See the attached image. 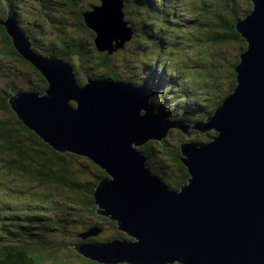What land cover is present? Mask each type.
Here are the masks:
<instances>
[{
    "label": "water",
    "instance_id": "obj_1",
    "mask_svg": "<svg viewBox=\"0 0 264 264\" xmlns=\"http://www.w3.org/2000/svg\"><path fill=\"white\" fill-rule=\"evenodd\" d=\"M100 1L84 20L97 50L112 53L134 32L122 0ZM251 2L236 27L247 43L235 67L236 86L214 115L193 125L153 110L143 85L91 77L79 85L71 62L34 51L12 10L0 22L48 83L44 95L12 87L13 111L56 151L86 157L106 172L94 191L97 213L132 238L76 246L85 258L102 264H264V0ZM172 128L187 139L191 131L217 134L209 142L181 143L189 180L180 190L149 170L140 149L164 140Z\"/></svg>",
    "mask_w": 264,
    "mask_h": 264
},
{
    "label": "trees",
    "instance_id": "obj_2",
    "mask_svg": "<svg viewBox=\"0 0 264 264\" xmlns=\"http://www.w3.org/2000/svg\"><path fill=\"white\" fill-rule=\"evenodd\" d=\"M40 1L44 2V7L47 10L51 9V2H54V0ZM232 1L233 0H214L212 4H202L201 12L197 13L198 16H194L196 19L195 22H199L201 27L205 25L208 28L206 38L209 41L225 45L239 43L243 48L240 53L241 55L246 49L247 43L237 32L236 27L237 23L244 19L252 10L253 5L251 0H249L248 10L245 11L244 14H241L238 13V10L232 5ZM57 2L61 8L66 6L74 8L78 0H59ZM98 2V4H91L89 6L90 8L87 10H81L79 14V23H82L84 28L90 31L88 37L84 39L79 38L80 40L70 38L69 41H71L73 45L61 41L62 44L58 46L54 42H40L36 44L38 39L32 34V36H30L31 41L34 43L33 49L38 54L46 57L52 56L56 59L73 62L72 65L74 67H78V64L74 62V55L88 59L85 66H93V68L86 69L83 75L77 73L78 76L80 75L77 78L78 84L81 86L85 85L87 81V73L90 74L89 77L92 78L114 81L121 80L136 84L135 79L132 80L130 76L123 75L118 71L113 59V55L116 52L119 53V50L122 52L129 42L122 48H116L112 53L108 51L100 52L96 48L95 32L86 25L84 14L92 11L94 7L101 5V1L99 0ZM122 2L123 12L125 14L124 20L128 23V27L134 32L133 38L156 36L157 30L154 28V21L150 18V16L153 17L151 13L164 16L169 15L166 10L167 0L165 3L164 0H122ZM160 2H163L165 6L162 5L163 3L160 4ZM27 4L28 3L23 0H0V22L6 21L10 10H12L16 16V20L20 24V15L24 14L23 11L25 9H28ZM29 10L31 11V9ZM47 13L49 15L51 14L49 11H47ZM204 13L209 15L208 19L202 18V16L205 15ZM188 19L189 18H187L188 24L193 25L191 19ZM54 21L59 22L60 19L57 18L54 19ZM200 26L197 27L196 30H198ZM21 28L23 30L25 29L26 33L30 32L23 24ZM200 40H202V38ZM166 42L167 39L165 37L159 38L157 47L162 48ZM89 46H91V48ZM138 48L140 51H143L142 47ZM3 53L10 55V60L5 58L1 60L2 56H0V62H4L2 64L3 67L13 69V73L11 74L8 72L6 76H14L15 73L20 75V69H23L28 79L30 77L29 73L32 71L36 73L33 74V78L36 81L37 77H40V83L36 82L37 84L35 85L37 86L40 84L41 89H38L35 85L32 86L31 89L36 90L37 93L41 95L46 93L48 88L47 81L39 71L16 50L12 39L5 31V28L0 24V55ZM239 61L240 59L237 57L236 61L230 67L233 70V74L232 82L228 87H224L223 84L220 83V80H218V76L214 74L218 66L217 60L210 62L209 67L211 71L207 73V77L211 78V95L204 101L206 107L201 105V100H199V98L193 97V95L189 97L187 93L192 94L189 90L183 91L184 94L178 100H174V94L171 92L172 89L179 91V88L177 89L176 87L177 83H175L177 80L176 76L169 74L167 70L160 69L154 64L148 67V76H146L144 80L141 79V84L150 95V105L153 110L166 118V120L171 122L179 121L186 124H188V122L196 123V121L200 122L214 115L217 107L222 104V101L235 88V67ZM13 62L21 64L19 69L11 65ZM125 65L132 68L138 66L137 64H133V61H126ZM85 66L82 64V71L85 70ZM95 70L97 71L96 74L93 73ZM77 71L79 72L78 68ZM2 72L3 71L0 70V75ZM212 77L214 78L213 82ZM12 87L17 86L13 81H9V83L0 90V153L4 155V157H0V163H2V167L4 168L0 173H5L6 178L10 174L18 173L20 176L26 177L30 181H36V184L39 186L38 189L41 188L43 198L42 202L40 200L39 205L41 206H39L38 211L29 212L25 216L11 215L9 219L5 217V219L17 221L19 220L16 217H22L25 219V222L19 221L15 223V221H12L6 223L5 220H0V264H102L85 258L76 250V246L104 244L116 239L132 240V238H129L119 230L115 221L97 213L94 191L99 181L107 177L106 172L92 160L85 157L89 164L96 168V171L85 179V172L88 170L89 165L85 164L82 168H79L74 163V159L82 156L75 153H62L56 151L41 140L33 131L29 130L19 120L9 104V98L12 95ZM25 92H29V90L26 89ZM170 97H172L171 99H173V101L170 100ZM192 114H199L202 118L192 120L189 117ZM179 132V135L183 137L184 135L181 131ZM208 135L209 139H207V141L198 142H209L217 136L214 131L209 132ZM181 143L182 141L177 145V151L169 150L168 144L164 142V140L150 141L140 148L147 159V167L149 170L174 190H180L189 180L188 170L182 162ZM153 144L159 145V148L154 147ZM159 151L160 153L170 156L171 160L176 164V176L173 180H168L166 176L168 167H170L168 164L163 161L161 162L162 165H159L158 162L157 164L152 162V159L157 156L156 154ZM19 186H21V183ZM36 191L38 190L36 189ZM54 193L62 196L55 202L58 209H62V211L52 215L49 211L52 207H45V205L50 202L52 198H56ZM86 216L87 219L92 220L93 225L88 226L85 224L86 231L79 233L76 241H69L68 244L66 242H55L49 239L53 231L66 234L71 228L70 225L74 223L75 220H77V222H83L84 224V217ZM96 218L100 219V221L95 224ZM106 226L111 227V231L114 233L105 241H99L95 236H98ZM94 230H98L99 233L89 236L92 238L88 237L84 239L82 237V235L90 234ZM63 249H68V253L65 257L60 254Z\"/></svg>",
    "mask_w": 264,
    "mask_h": 264
},
{
    "label": "rangeland",
    "instance_id": "obj_3",
    "mask_svg": "<svg viewBox=\"0 0 264 264\" xmlns=\"http://www.w3.org/2000/svg\"><path fill=\"white\" fill-rule=\"evenodd\" d=\"M23 1L28 3V9H25L23 11L24 14L20 15L21 22L19 26L23 24L25 28L27 27L29 29L30 32L28 33L31 36L32 34L35 35L36 39H38L36 44L40 42H54L58 46L62 44L61 41L73 45L72 42L69 41L70 38L80 40L79 38L84 39L88 37L90 31L84 28L82 23H79V14L81 10L89 9L91 4L99 3V0H78L74 8L68 6L61 8L57 2L59 0H54L53 3L51 2V9L47 10L44 7V2L40 0ZM165 1L166 0H164V3ZM213 2L214 0H167L166 10L169 15L164 16L151 13L153 17L150 16L152 21H154V28L157 30L156 36L133 38L122 52L119 50V53L116 52L113 55L114 64L118 71L123 75L130 76L132 80L135 79V85H142L141 79L144 80V78L148 76V67L154 64L160 69L167 70L169 74L176 76L177 80L175 83H177L176 87L177 89L179 88V91L172 89L171 92L174 94V100H178L184 94L183 91L189 90L192 94L187 93V95L189 97L193 95V97L199 98V100H201V105L206 107L204 101L211 95V78L207 77V73L211 71L209 67L210 62L217 60L218 66L214 74L218 76V80H220V83H222L224 87H228L232 82L233 74V70L230 67L236 61L237 57H239L243 49L239 43L225 45L209 41L206 38L208 28L205 25L201 27L199 22H195L196 19L194 15L198 16L197 13L201 12L202 4H212ZM162 3L163 2H160V4ZM164 3L162 4L163 6H165ZM232 5L235 6L238 13L244 14L249 8V0H233ZM29 9H31V11ZM47 11L51 14L49 15ZM208 16L209 15L206 13L202 18L208 19ZM53 18H59L60 21L56 22ZM187 18H189L188 20L191 19L193 25L188 24ZM199 26L200 28L196 30ZM24 31L26 30L24 29ZM164 37L167 39L166 44H164L162 48L157 47L159 38ZM201 38L202 40H200ZM89 47L91 48V46ZM138 47H142L143 51H140ZM0 56H2L1 60L4 58L10 60V55L8 54L3 53ZM74 56V62L78 64V67H75L76 74L79 73L83 75L86 69L93 68V66H85L88 59L78 57L77 55ZM126 61H133V64H137L138 66L133 68L127 67L125 65ZM3 63L4 62H0V70L3 71L0 75V90L5 87L9 81H13L17 87H25V89L30 91L28 87V82H30L29 79H24L22 74H20V76H15L17 73H15L14 76H6L8 72L12 74L13 69L3 67ZM82 64L85 66L84 71L81 70ZM11 65L16 69L21 66L18 62H13ZM20 71L23 72V69H20ZM93 73L96 74L97 71L95 70ZM79 76L77 74V77ZM87 76L89 77L90 74L87 73ZM30 78L32 79L33 77ZM213 80L214 78L212 77V82ZM34 83L36 84V82ZM36 87L41 89L40 84ZM32 92L37 91L33 90ZM171 98L172 97H170V100L173 101ZM189 117L192 120L202 118L199 114H192ZM194 123L188 122L190 125ZM179 131L180 130L176 128H172L168 137L164 139V142L168 144V149L171 151H177V145L181 141L198 142L207 141V139H209V132L201 133L191 131L194 135H190L187 139V136L182 132L184 136L181 137ZM154 147L159 148V145L155 144ZM156 155L157 156L152 159V162L155 164L158 162L159 165H162L161 162L163 161L168 164L170 167H168L166 176L168 180H173L176 176V164H174L170 156L160 153V151ZM0 157H4V155L0 153ZM74 163L79 168H82L85 164L89 165L88 170L85 172V179L96 171V168L89 164L83 156L74 159ZM2 170H4V168L2 167V163H0V171ZM20 183L21 186H19ZM38 188L39 186L36 184V181H30L26 177L20 176L18 173L10 174L7 178L5 173H0V220H5L6 223L12 221H15V223L19 221L25 222V219L22 217H16L19 221L8 219L11 215L25 216L29 212L38 211L39 206H41L39 205L40 200L42 202L43 198L41 188ZM36 189L38 191H36ZM54 194L56 198H52L51 201L45 205V207H52L49 210L52 215L62 211V209H58L55 203L62 196L56 193ZM5 217H8V219H5ZM84 218V224L83 222H77V220H75L74 223L70 225L71 228L66 234L53 231L49 239L55 242H66L68 244L69 241H76L78 234L86 231L85 224L88 226L93 225L92 220L87 219V216ZM99 221L100 219L96 218L95 224ZM109 226L104 227L103 231L98 236H95V238L99 241H105L111 237L114 232L111 231V227ZM67 253L68 249H63L60 254L65 257Z\"/></svg>",
    "mask_w": 264,
    "mask_h": 264
},
{
    "label": "flooded vegetation",
    "instance_id": "obj_4",
    "mask_svg": "<svg viewBox=\"0 0 264 264\" xmlns=\"http://www.w3.org/2000/svg\"><path fill=\"white\" fill-rule=\"evenodd\" d=\"M19 69V68H18ZM31 71V70H30ZM20 74H22V77L24 78V79H26V80H28L29 79V81L31 82H28V84H29V88H30V90H32L31 89V87L32 86H34L35 85V83L34 82H38V83H40V77H37V81L34 79V78H30V77H33V74H36V73H33L32 71L29 73V78L27 79V77L25 76V73L24 72H20ZM15 76H20V75H18V74H16ZM37 84V83H36ZM17 88H19L20 90H22V91H26V89H25V87H17ZM33 91V90H32ZM148 144V143H147ZM166 184V183H165ZM166 186L168 187V188H170L171 189V187L169 186V185H167L166 184ZM174 190V189H173Z\"/></svg>",
    "mask_w": 264,
    "mask_h": 264
}]
</instances>
